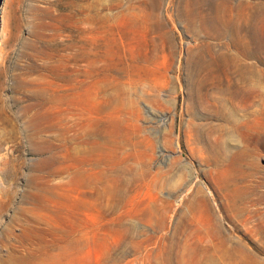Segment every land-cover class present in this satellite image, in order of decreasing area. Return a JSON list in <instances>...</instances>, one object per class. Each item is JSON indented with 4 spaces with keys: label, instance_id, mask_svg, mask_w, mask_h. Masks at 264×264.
I'll return each instance as SVG.
<instances>
[{
    "label": "rangeland",
    "instance_id": "rangeland-1",
    "mask_svg": "<svg viewBox=\"0 0 264 264\" xmlns=\"http://www.w3.org/2000/svg\"><path fill=\"white\" fill-rule=\"evenodd\" d=\"M260 7L0 0V264H264Z\"/></svg>",
    "mask_w": 264,
    "mask_h": 264
},
{
    "label": "bare ground",
    "instance_id": "bare-ground-1",
    "mask_svg": "<svg viewBox=\"0 0 264 264\" xmlns=\"http://www.w3.org/2000/svg\"><path fill=\"white\" fill-rule=\"evenodd\" d=\"M251 1V0H250ZM254 2V1H253ZM249 3V2H248ZM255 3V2H254ZM257 3V2H256ZM246 4V3H245ZM253 4V3H252ZM250 5V4H249ZM247 6V5H246ZM261 9H263V11H264V7H260ZM250 9H252V6H248V8H247V18L248 19H251L250 18V16H252V12L250 11ZM257 9V8H256ZM260 9V10H261ZM92 11H94L93 12V14H94V17H100L101 16V11H100V8L99 7H97L96 5L94 6V10H92ZM261 12V11H260ZM257 23V22H256ZM257 25V24H256ZM255 27L254 26V24L252 25L251 23H250V21L247 23V25H246V28H245V33H244V50H243V53H244V55H245V57L246 58H251V57H253V58H255L256 60H258L259 62H261V58L259 57V56H257V51L254 49V46L255 45H259V42L257 41V37H256V33H255V29L253 28V27ZM254 29V30H253ZM256 47V46H255ZM258 47V46H257ZM256 47V48H257ZM260 49V48H259ZM260 52H261V50H260ZM249 65H251V64H249ZM248 65L247 64H238V68L239 69H245L246 67H247ZM252 66V65H251ZM254 69V68H253ZM257 70V69H256ZM247 71H248V69H247ZM247 71H245L246 73H247ZM250 72V71H249ZM248 72V73H249ZM241 75V74H240ZM242 76V75H241ZM250 76V75H249ZM243 77H244V75H243ZM248 78V77H247ZM247 78H245V79H247ZM241 79H243L242 77H241ZM253 81V80H252ZM256 81H257V79H256ZM260 81V80H259ZM248 83V82H247ZM231 86L232 85H228V87H226V89H224V90H227L228 92H231ZM247 87V86H246ZM235 89H232V92L234 91ZM231 92V93H232ZM236 92V91H235ZM230 93V94H231ZM253 96V95H252ZM255 113V112H254ZM260 113V112H259ZM256 116V115H255ZM238 120V119H237ZM254 120L255 121H249L248 119L246 120L245 119V121H242L241 122V126H245L246 128H254V127H258L259 125H261V124H259V121H258V119H257V117L256 118H254ZM239 123V122H238ZM263 125V124H262ZM264 130V129H263ZM246 134V133H245ZM20 262V261H19ZM18 262V263H19ZM19 264H27L26 262H20Z\"/></svg>",
    "mask_w": 264,
    "mask_h": 264
}]
</instances>
